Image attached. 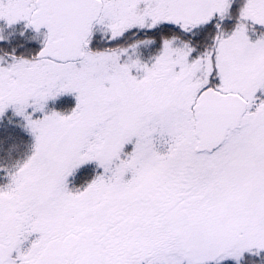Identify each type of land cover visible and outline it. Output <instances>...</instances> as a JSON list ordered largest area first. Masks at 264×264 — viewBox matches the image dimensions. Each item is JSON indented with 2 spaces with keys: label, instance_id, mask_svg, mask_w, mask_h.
<instances>
[{
  "label": "snow or ice",
  "instance_id": "6c2138e0",
  "mask_svg": "<svg viewBox=\"0 0 264 264\" xmlns=\"http://www.w3.org/2000/svg\"><path fill=\"white\" fill-rule=\"evenodd\" d=\"M0 264H264V0H0Z\"/></svg>",
  "mask_w": 264,
  "mask_h": 264
},
{
  "label": "trees",
  "instance_id": "16d2710c",
  "mask_svg": "<svg viewBox=\"0 0 264 264\" xmlns=\"http://www.w3.org/2000/svg\"><path fill=\"white\" fill-rule=\"evenodd\" d=\"M16 28H19V25H17Z\"/></svg>",
  "mask_w": 264,
  "mask_h": 264
}]
</instances>
